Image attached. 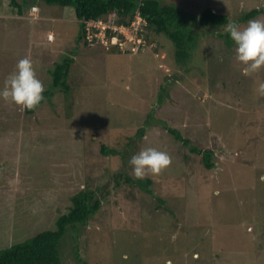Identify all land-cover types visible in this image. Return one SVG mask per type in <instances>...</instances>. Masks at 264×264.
I'll list each match as a JSON object with an SVG mask.
<instances>
[{"label":"rangeland","instance_id":"rangeland-1","mask_svg":"<svg viewBox=\"0 0 264 264\" xmlns=\"http://www.w3.org/2000/svg\"><path fill=\"white\" fill-rule=\"evenodd\" d=\"M17 1L20 13L0 0V88L23 57L46 90L55 63L73 62L68 90L32 113L0 98V249L53 229L87 190L100 207L67 227L60 264H264V68L241 72L225 25H192L207 8L264 20V0H160L191 23L183 59L165 34L135 52L85 45L73 7ZM146 147L171 163L137 179L128 161ZM192 148L212 150L213 166ZM146 178L152 193L137 186Z\"/></svg>","mask_w":264,"mask_h":264},{"label":"trees","instance_id":"trees-1","mask_svg":"<svg viewBox=\"0 0 264 264\" xmlns=\"http://www.w3.org/2000/svg\"><path fill=\"white\" fill-rule=\"evenodd\" d=\"M10 1L11 4L17 7L20 13V3L17 0ZM42 1L48 4H58L74 8V13L80 26L79 39L83 40L85 45L93 42H89L85 38V24L83 21L88 19L106 20L109 13H114L115 18L113 21L115 23L129 24L137 12L145 20L143 36L148 44L152 42L153 37L165 34L174 44L176 57L183 59L188 55L190 46L196 42L195 35L189 28L191 23L186 18V12L174 4L162 3L160 0ZM260 12L261 10L259 9H252L243 15L241 19L247 20ZM229 20L227 15L216 13L207 8L201 12L197 20L192 21V25L199 22L202 27L223 26ZM223 36H226V42H233L227 32ZM72 62L73 58L67 56L62 59V62L55 63V66L50 70V89L45 90L44 96L52 94L54 90H61L62 92L68 90L67 77ZM34 109H25V111L26 113H32ZM184 142L186 143V140ZM191 150L199 154L202 153L203 163L207 168L213 166L210 159L212 150L202 151L195 148ZM101 151L104 153L115 152L112 149H106L104 145L101 146ZM150 183L151 180L146 178L143 181H138L137 186L145 189L148 193H152ZM71 200L72 204L68 212L58 215L53 229H45L30 238L14 242L10 246L0 249V264H60L59 242L65 234L67 227H75L77 224L84 225L87 223L89 217L100 207V199L96 198L93 191L85 190L75 193L71 196Z\"/></svg>","mask_w":264,"mask_h":264},{"label":"clouds","instance_id":"clouds-1","mask_svg":"<svg viewBox=\"0 0 264 264\" xmlns=\"http://www.w3.org/2000/svg\"><path fill=\"white\" fill-rule=\"evenodd\" d=\"M34 7L36 8L31 5L30 8ZM225 32L235 45V58L242 65L241 72L244 75L264 68V20L250 19L244 26L235 20H229L225 25ZM48 39H52V36ZM45 90L43 81L36 74L33 61L23 57L5 78L4 86L0 88V98L10 100L23 109H34L45 99ZM256 91L264 96V80L258 82ZM128 163L132 165L131 174L137 179H143L148 174H159L171 163V156L155 147H146L133 154Z\"/></svg>","mask_w":264,"mask_h":264},{"label":"built area","instance_id":"built-area-1","mask_svg":"<svg viewBox=\"0 0 264 264\" xmlns=\"http://www.w3.org/2000/svg\"><path fill=\"white\" fill-rule=\"evenodd\" d=\"M83 22L85 38L89 42H99L106 47L115 46L117 50H123L121 49L122 45L126 41H131L132 45L129 50L132 52L143 49L147 45L143 36L145 20L138 12L129 24L115 23L113 20L104 19H88Z\"/></svg>","mask_w":264,"mask_h":264},{"label":"crops","instance_id":"crops-1","mask_svg":"<svg viewBox=\"0 0 264 264\" xmlns=\"http://www.w3.org/2000/svg\"><path fill=\"white\" fill-rule=\"evenodd\" d=\"M53 17H51V19H52Z\"/></svg>","mask_w":264,"mask_h":264}]
</instances>
